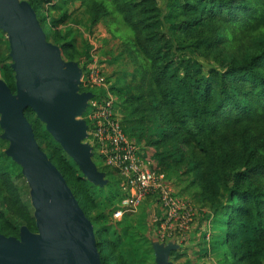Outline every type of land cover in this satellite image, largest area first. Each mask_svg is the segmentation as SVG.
I'll return each instance as SVG.
<instances>
[{
	"label": "trees",
	"instance_id": "obj_1",
	"mask_svg": "<svg viewBox=\"0 0 264 264\" xmlns=\"http://www.w3.org/2000/svg\"><path fill=\"white\" fill-rule=\"evenodd\" d=\"M19 1L30 5L61 59L82 72L91 64L93 45L88 39L77 48L80 32L66 26L70 16H84L85 24L76 21L86 35L102 24L120 42L116 52L102 56L111 65L123 63L121 78L109 87L123 132L179 195L189 197L198 243L212 222L222 227L216 255L204 247L196 261L211 256L216 264H264V0ZM9 52L0 29V80L14 94ZM87 91L79 85L80 93ZM24 117L90 221L100 264H155L151 223L145 235L118 228L120 222L99 226L112 218L106 209L122 198L119 181L117 191L104 193L108 180L93 185L33 111L24 110ZM5 151L0 150V235L19 238L22 227L37 232L34 208L22 198L21 166ZM98 170L104 178L108 170L118 176L102 165ZM182 238L170 261L197 264L183 251L188 235Z\"/></svg>",
	"mask_w": 264,
	"mask_h": 264
},
{
	"label": "water",
	"instance_id": "obj_2",
	"mask_svg": "<svg viewBox=\"0 0 264 264\" xmlns=\"http://www.w3.org/2000/svg\"><path fill=\"white\" fill-rule=\"evenodd\" d=\"M0 29L9 41L15 93L0 80L1 139L9 142L5 154L22 168L32 189L37 232L25 227L19 238L0 235V264H100L93 228L62 175L37 145L24 117L30 109L47 132L95 186L106 184L104 173L91 160V148L82 117L88 92H79L81 69L61 59L59 48L47 43L30 5L0 0ZM29 187V188H30ZM178 244H153L155 264H173L170 252Z\"/></svg>",
	"mask_w": 264,
	"mask_h": 264
},
{
	"label": "built area",
	"instance_id": "obj_3",
	"mask_svg": "<svg viewBox=\"0 0 264 264\" xmlns=\"http://www.w3.org/2000/svg\"><path fill=\"white\" fill-rule=\"evenodd\" d=\"M93 52L82 85L85 88L102 87L106 94L99 100L89 101L82 119L101 165L115 171L121 180L122 198L112 211V219L120 220L125 214H131L146 197H153L158 206V213L152 216L153 233L158 243L179 242L195 224V206L176 193L163 172L145 160L149 159L146 152L137 148L123 132L114 111V97L98 69V58Z\"/></svg>",
	"mask_w": 264,
	"mask_h": 264
},
{
	"label": "rangeland",
	"instance_id": "obj_4",
	"mask_svg": "<svg viewBox=\"0 0 264 264\" xmlns=\"http://www.w3.org/2000/svg\"><path fill=\"white\" fill-rule=\"evenodd\" d=\"M77 5H78L77 2L75 4H72L70 10L75 11L77 9ZM76 20L80 21V23L85 24L84 16L81 13L80 14L75 13L74 16H70V20L66 23V26L75 27V28H77L78 32H80L79 34H76V45H77L78 49H82V45L84 44L85 41H88V39H89V42L92 43L93 46H92V49L90 50V55H91L92 51H95V52H93V55L95 56L96 59L98 58V63H97L98 69H99L100 73L105 77V79L108 80L107 84L109 85L108 86V88H109L110 85L114 84L117 81L116 80L117 78H121L120 68H122L121 65L123 63H121V65L120 64L111 65V64L107 63V60H106V62H103L104 57L102 56V53L105 51H109V50H111L112 52H116L117 47L120 44V42L118 40L110 39L108 36V33L106 31L105 26L102 24L97 26L94 29L93 34L91 36H88V35H86V31L83 29L82 26L78 25L79 22H77ZM83 31H84V34L82 33ZM82 37H84L85 40ZM103 41H108L109 43H106L104 45ZM86 74L87 73L81 71V75H80V79H79V82L81 85L83 84L82 77H85ZM86 88L88 89L87 92L90 93V95H91V98L86 100L87 104L89 103L90 100H92V99L99 100L100 98L104 97L106 94V90L102 87H95V88L94 87H86ZM80 119H82V117L76 118V120H80ZM2 132H3V130H1V128H0V133L2 134ZM86 135L87 136L81 141V144L87 145L89 148H91V157L90 158H91L93 164L95 165V167L98 169V167L101 166V163H102L101 159L98 158L97 152L95 150H93V148H92L93 146L91 144L90 138L88 137L89 134H87V132H86ZM3 141H0V150L1 151L6 150L9 147V142L8 141L3 142ZM146 157H148V156L146 155ZM145 160L153 162L151 159H145ZM105 178H106V180H108L110 182V185L106 186V188L104 189V193H107V192L112 193V192L117 191L118 185H116V182L119 181V187H120V178L118 176L110 173L109 170L106 173ZM166 180H167V178H166ZM167 181L172 184L174 190L177 193V191L179 189L175 188L172 182H170L169 180H167ZM20 185H22V189H23V191H22L23 200L31 202L32 189L29 186L28 182H25L24 184L20 183ZM184 197L189 199L188 196H184ZM150 199H152V201H150ZM113 209H114V207H112V210L107 208L106 210L108 212L106 214L107 215H108V213L110 214L111 211H113ZM156 213H158V206H157L155 199L153 197H146L141 202V204L131 213V215H128V214L124 215V217L122 218V219H124V222H121L122 220L116 222L108 216V218H106L104 221L100 222L99 226H106V225L111 226V224H113L115 222L116 223L120 222V224H118V228H121V229L124 228L125 229V227H129L131 230V233H134L136 235H138V234L139 235H145L148 231V227L146 226L147 225L146 223L149 222V223H151L150 230H152V234L154 235L152 216L155 215ZM149 215H150V218H149ZM147 216H148V218H147ZM96 226H97V223H94V227H96ZM194 229L195 228H191L190 229L191 232L189 231L190 232L189 233V235H190L189 243H186L183 245V251L186 252V257L190 258L193 261H196L199 258L197 256L198 249L203 251L204 247H206L207 249L210 247L213 250L214 255H216V251H215V250H217L216 241H217V239H218V241L221 240L222 227H217L212 222L211 227L208 230H206V229L202 230L201 233H203V234L205 232L206 233L208 232L206 234L205 240L209 241V243H207L204 239L201 240L202 242L198 243L196 238H193L195 236ZM186 235H184V236H186ZM184 236H182V237H184ZM210 236L212 237V239L210 238ZM182 237L180 238L181 240L183 239ZM169 243L178 244L179 242L175 241V242H169ZM181 262H184V259H182ZM196 262H198L197 264H216L214 258L211 256H209L206 259L204 258V259H201L200 261H196Z\"/></svg>",
	"mask_w": 264,
	"mask_h": 264
},
{
	"label": "crops",
	"instance_id": "obj_5",
	"mask_svg": "<svg viewBox=\"0 0 264 264\" xmlns=\"http://www.w3.org/2000/svg\"><path fill=\"white\" fill-rule=\"evenodd\" d=\"M120 186H121V180H120ZM120 190H121V188H120ZM150 201H152V199H150ZM128 215H131V214H128ZM123 217H124V216H123ZM123 217H122V218H123ZM122 218H121L120 220H118V221H121ZM118 221H116V222H118ZM190 232H191V231H190ZM190 232H189V233H190ZM189 233H188L187 235H188V237L190 238ZM189 238H187V239H188V242H187V243H189Z\"/></svg>",
	"mask_w": 264,
	"mask_h": 264
}]
</instances>
